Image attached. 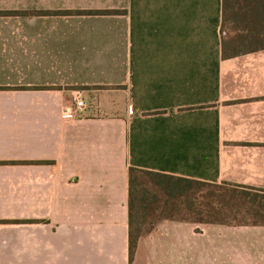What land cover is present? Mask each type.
I'll list each match as a JSON object with an SVG mask.
<instances>
[{
  "label": "crops",
  "instance_id": "0c3cea01",
  "mask_svg": "<svg viewBox=\"0 0 264 264\" xmlns=\"http://www.w3.org/2000/svg\"><path fill=\"white\" fill-rule=\"evenodd\" d=\"M88 11L119 14L38 15ZM221 24L222 0H0V264H264V226L171 220L129 261V168L264 190V51L223 59Z\"/></svg>",
  "mask_w": 264,
  "mask_h": 264
},
{
  "label": "trees",
  "instance_id": "16d2710c",
  "mask_svg": "<svg viewBox=\"0 0 264 264\" xmlns=\"http://www.w3.org/2000/svg\"><path fill=\"white\" fill-rule=\"evenodd\" d=\"M117 11L38 15H116ZM222 57L264 51V0H222ZM129 261L137 243L165 220L231 227L264 226V190L214 185L129 168Z\"/></svg>",
  "mask_w": 264,
  "mask_h": 264
},
{
  "label": "built area",
  "instance_id": "2783aa9c",
  "mask_svg": "<svg viewBox=\"0 0 264 264\" xmlns=\"http://www.w3.org/2000/svg\"><path fill=\"white\" fill-rule=\"evenodd\" d=\"M73 106L66 108L62 113V119L64 121H75L80 118L81 115L86 111L87 105L82 98L80 92H76L73 97Z\"/></svg>",
  "mask_w": 264,
  "mask_h": 264
}]
</instances>
